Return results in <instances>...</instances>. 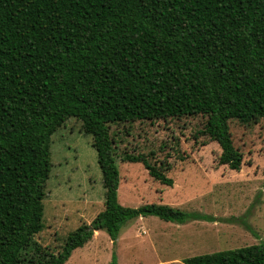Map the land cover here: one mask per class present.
Masks as SVG:
<instances>
[{"label": "trees", "instance_id": "obj_1", "mask_svg": "<svg viewBox=\"0 0 264 264\" xmlns=\"http://www.w3.org/2000/svg\"><path fill=\"white\" fill-rule=\"evenodd\" d=\"M196 116L206 118L199 134L221 148L219 164L241 171L230 124L264 119V0H0V264H65L95 232L115 242L136 218H200L164 204H120L111 132ZM70 119L93 137L106 200L56 253L35 236L45 227L52 137ZM152 156L121 158L172 186ZM184 263L264 264V241Z\"/></svg>", "mask_w": 264, "mask_h": 264}, {"label": "rangeland", "instance_id": "obj_2", "mask_svg": "<svg viewBox=\"0 0 264 264\" xmlns=\"http://www.w3.org/2000/svg\"><path fill=\"white\" fill-rule=\"evenodd\" d=\"M205 122L196 116L111 127L118 144L120 204H164L201 217L185 224L156 216L136 218L115 242L105 231L95 232L65 264H185L186 258L264 241V119L248 126L230 124L234 146L244 159L239 172L219 164L220 146L199 134ZM124 151L154 153L151 162L173 185L156 181L143 164L124 162ZM51 161L45 227L35 242L57 253L71 232L104 211L106 189L93 137L80 131L76 119L53 135Z\"/></svg>", "mask_w": 264, "mask_h": 264}]
</instances>
